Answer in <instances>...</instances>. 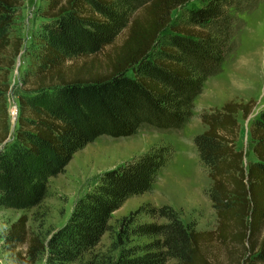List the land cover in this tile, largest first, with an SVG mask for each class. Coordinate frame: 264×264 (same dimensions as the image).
<instances>
[{
  "label": "trees",
  "instance_id": "1",
  "mask_svg": "<svg viewBox=\"0 0 264 264\" xmlns=\"http://www.w3.org/2000/svg\"><path fill=\"white\" fill-rule=\"evenodd\" d=\"M243 3L47 0L44 21L26 50L30 62L20 81L11 136L10 74L24 43L13 28L21 0H0V206L39 205L49 179L102 135L182 129L204 83L222 69L234 46L235 12L249 6ZM255 104L231 100L200 115L207 129L194 144L209 167L217 227L190 229L172 206L142 205L123 218L121 234L159 238L133 246L113 264H165L172 258L178 264H216L209 252L214 242L242 249L240 257H232L237 264H264V110L249 128L255 159L246 165L245 150L237 147V114L248 118ZM172 154L171 145L154 146L104 171L48 243L31 233L28 216L20 215L3 236L10 258L37 264L48 250L45 264L79 260L108 231L115 209L152 190ZM141 215L166 222H141Z\"/></svg>",
  "mask_w": 264,
  "mask_h": 264
},
{
  "label": "rangeland",
  "instance_id": "2",
  "mask_svg": "<svg viewBox=\"0 0 264 264\" xmlns=\"http://www.w3.org/2000/svg\"><path fill=\"white\" fill-rule=\"evenodd\" d=\"M46 1L21 0L20 17L13 26L24 43L10 74L12 90L8 95V109L11 136L17 127L20 81L30 62L26 50L44 21L42 11ZM247 3L248 8L235 12L238 28L232 40V50L222 69L204 83L202 92L194 100L193 115L182 129L161 131L144 128L132 136L118 138L102 135L78 150L64 171L49 179L47 194L39 205L30 209L0 206V264H17L4 247L3 236L20 215L26 214L31 233L48 243L67 222L78 199L97 183L104 171L159 145H171L173 154L152 190L127 198L115 209L108 223L109 229L100 242L72 264H113L120 256L131 252L133 246H143L159 238L121 234L123 218L142 205H170L190 229L208 231L217 227L218 216L210 198L212 180L208 175L209 167L202 161L194 138L207 129L200 119L205 109L221 107L231 100L246 102L254 99L256 104L248 118H243L241 112L237 114L241 122L237 147L245 150L246 165L255 159L249 128L253 119L264 110V0H244L243 4ZM193 4L198 5L199 2ZM97 61L102 67V56L97 57ZM138 220L145 223L166 222L164 218L147 215H141ZM209 252L216 264H237L232 257H240L242 249L214 242L209 245ZM47 253L48 250L37 264H45ZM165 264H178V260L168 259Z\"/></svg>",
  "mask_w": 264,
  "mask_h": 264
}]
</instances>
